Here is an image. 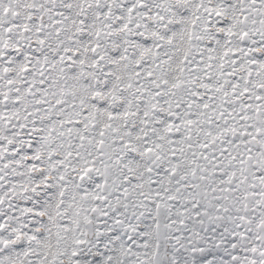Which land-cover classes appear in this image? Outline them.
<instances>
[{
	"label": "snow or ice",
	"instance_id": "obj_1",
	"mask_svg": "<svg viewBox=\"0 0 264 264\" xmlns=\"http://www.w3.org/2000/svg\"><path fill=\"white\" fill-rule=\"evenodd\" d=\"M0 264H264V0H0Z\"/></svg>",
	"mask_w": 264,
	"mask_h": 264
}]
</instances>
